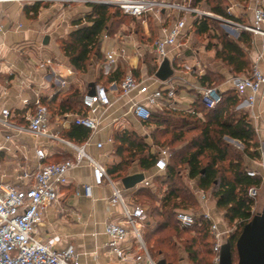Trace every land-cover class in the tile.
<instances>
[{
  "label": "crops",
  "instance_id": "1",
  "mask_svg": "<svg viewBox=\"0 0 264 264\" xmlns=\"http://www.w3.org/2000/svg\"><path fill=\"white\" fill-rule=\"evenodd\" d=\"M246 2V13L249 16L248 8L256 0H247ZM261 3L264 6V1ZM90 10L91 7L88 3H60L42 0L0 1V109L5 107L10 110V121L13 124L25 125L27 123L25 114L30 106H25L23 100L28 99L29 102H32L38 96L49 108L50 131L57 132L60 136L75 142H86V151L104 164L107 169L110 165L121 160L114 149L113 134L116 131L134 132L138 136H144L145 139L149 137L145 132L149 125L134 116L130 110L131 104L141 100L143 95L138 94L136 90L122 94L115 82L129 71L147 83L149 89L155 88L159 81H164L155 77L160 63L157 62L152 47L154 38L160 36L162 32L159 22L151 16L156 33L148 46L149 50L147 49L153 59L146 61L143 57L146 50L140 44V39L143 37L138 39L135 33L120 32L113 33L111 36L104 33L105 30L99 37L100 55L92 54L86 70L80 72L70 65L68 57L64 55L61 49V40L66 39L68 34L76 28L73 21L82 18ZM238 11L239 7L237 6L235 12L238 13ZM190 21L187 18L188 25ZM147 31L148 29L145 32V37L150 38ZM194 33L196 32L193 27L189 28L185 36L180 38L179 44L175 48H171L166 57L173 70L172 75L167 79L173 81L178 92L182 91L185 94L184 100L178 103L175 109L156 108L155 111L168 109L190 113L187 111L189 108L196 110L194 101L199 98V95L195 87L208 85L207 83L202 85L199 81V77L206 71L200 74L198 70L194 69V63L190 71L176 70L174 67L176 58L187 55L188 50L186 49H189L187 45L185 52L183 51L181 40L186 37L192 38ZM249 34L251 43L244 48L250 66L255 57L254 50L259 48L261 38ZM120 48L124 49V54L118 56L115 63H107L106 53L118 52ZM196 59L203 64L201 59ZM47 60H50L51 63H46ZM259 64L264 69V60ZM226 72V74L223 73L224 78L234 74L230 68ZM150 73L153 74L152 77L149 76ZM59 76L66 80V85L60 83ZM223 80L220 84L211 83V85L224 91L227 87L223 85ZM96 86H104L110 98V104L99 108L95 114L98 120V129L92 133L87 129L88 134L82 140L69 137L66 132L74 124H64L61 121L65 116L68 118L78 112L60 113L57 105L63 96L71 90L77 89L83 97L85 93L95 89ZM262 94L264 95V91L256 98L252 107L241 104L240 97L237 95L239 103L236 106V110L247 116L255 131L258 144L256 149L259 154L257 157H249L244 153L242 159L246 170H254L255 176L261 178L260 186H264V154L259 149L261 141L264 140V97ZM80 110L79 113L82 112L83 106H80ZM195 114L197 113L195 112ZM9 132L12 138L6 139V131L0 127V181L19 184L20 174L24 170L33 169L37 163L34 153L37 146H41L46 152L44 162H58L73 157L71 150L58 140L36 137L24 131L11 130ZM145 139L144 141L149 145ZM97 143H101V146L97 147ZM249 150L253 151L254 147H250ZM127 168L126 175L142 173L143 179L131 188H124L120 179H112L121 187L125 201L144 208L146 217L143 229L155 228L156 221L151 219L149 213L147 214V204L137 201L134 194L141 187L154 191L156 187L152 179L158 174L162 175L166 168L158 170L153 166L149 169H142L137 160L131 161ZM188 179L186 168L184 174L178 171L173 180V186L180 198L194 205L195 212H208L211 219L214 222L217 221L218 229L225 231L224 215L218 212L216 199L214 200L213 196L210 197L206 191L199 188L189 189L185 185ZM84 184H92V176L90 166L82 162L67 171V182L61 189L59 201L44 209L41 221L36 228L38 238L49 242L56 249L74 248L78 254L79 264H133L131 261H119L115 254L107 251L104 247L108 240V236L104 232V225L108 221L119 219L121 213L119 205L109 202L110 187L106 183L92 184L91 195L87 197L83 191ZM196 187L198 186L196 185ZM225 236L222 243L228 240L225 239ZM159 261L157 260V262ZM175 264H190V262L185 254H181Z\"/></svg>",
  "mask_w": 264,
  "mask_h": 264
},
{
  "label": "built area",
  "instance_id": "2",
  "mask_svg": "<svg viewBox=\"0 0 264 264\" xmlns=\"http://www.w3.org/2000/svg\"><path fill=\"white\" fill-rule=\"evenodd\" d=\"M4 1V0H0ZM60 3H100L118 8L122 14L139 18L150 15L161 25L160 36H156L152 42L153 52L158 63L168 56L171 48L179 44L180 38L186 31L193 27L194 22H200L206 18H213L229 27L242 30L261 38L259 48L255 49V57L246 73L231 74L225 77L223 85L234 91L240 97L241 104L252 107L256 98L264 91V69L260 62L264 60V6L256 2L248 8L249 23L242 24L235 19V9L239 5L232 2L226 7V12L233 17H223L208 10L199 8L191 3V0H42ZM189 18L190 24H187ZM124 54V49L118 52H107L106 62L115 63L118 56ZM46 63H51L47 60ZM194 69L200 74L204 69L200 61L194 62ZM60 83L66 85L65 79ZM122 94L136 90L143 95L141 100L131 104L130 110L140 120H147L151 112L156 108L175 109L176 105L184 100L182 91H177L171 79L159 81V84L149 89V85L138 79L132 72L125 73L115 82ZM200 102L208 109L215 108L222 100L223 91L217 86H196ZM263 95V94H262ZM264 97V95H263ZM83 110L61 121L80 125L90 133L98 129V120L95 114L99 108L110 104V98L104 86H96L93 94L85 93L82 97ZM25 106H30L26 111L25 125L13 124L10 121V110L0 109V127L6 131L5 138L10 139L9 131L27 132L36 137H46L62 142L73 153V157L58 162H44L45 150L41 146L34 149L36 164L33 169L24 170L19 176V184L0 181V264H79L78 254L72 247L56 249L47 241L38 238L37 224L41 221L45 208L59 201L62 187L67 182V171L82 162L87 163L91 169L92 184L102 185L106 183L111 194L109 202L117 204L121 208L120 218L108 221L104 225V232L108 236L104 247L115 254L119 261H131L133 264H158L149 253L143 239L142 229L145 222L144 208L138 204H130L125 201L122 189L112 179L104 164L92 157L85 149L86 142H75L60 136L57 132H51L49 128V108L36 96L32 102L23 100ZM188 112L194 114V108ZM97 147L101 143L96 144ZM264 154V140L259 146ZM167 150L161 149L155 160L154 166L158 170H164L167 166ZM248 176H255L254 170H246ZM92 184H84L85 196L91 195ZM250 198L256 196V187L248 189ZM175 220L180 228H191L196 221H205L208 226V237L212 242V262L218 264L220 246L224 235L228 231H220L216 222L206 211L192 212L177 210ZM132 249H134L132 251Z\"/></svg>",
  "mask_w": 264,
  "mask_h": 264
},
{
  "label": "trees",
  "instance_id": "3",
  "mask_svg": "<svg viewBox=\"0 0 264 264\" xmlns=\"http://www.w3.org/2000/svg\"><path fill=\"white\" fill-rule=\"evenodd\" d=\"M202 1L208 11L223 17H233L226 12L228 5L225 0H191V3L198 6ZM89 6L91 7L90 12L74 20L73 24L76 28L68 34L66 39L61 40L64 55L68 57L70 65L80 72L86 70L92 54L100 55L99 37L103 31L108 29L111 18L121 12L118 8L107 4L90 3ZM212 21L216 20L206 18L200 22H194L193 30L199 34L210 32ZM218 43L220 47L216 50V57L220 58L234 74L246 73L249 69V60L244 47L251 43L249 32L242 31L236 40L221 34ZM213 79L210 72H205L199 77L202 85L214 84ZM81 101L82 94L77 89L71 90L63 96L57 108L60 113L71 111L79 113L80 106H82ZM238 103L237 94L226 89L222 93L221 102L215 108H206L199 98H196L194 104L197 114L168 109L154 110L144 121L148 125L153 124L156 129H161V133H169L170 136L165 140L169 145H174L175 148L176 145L181 144L173 150L171 162L162 174V185L165 190L161 197L157 198V194L146 187L139 188L134 194L135 197L143 195L147 199L139 201L140 203L148 205L147 201H150L149 214L156 219L155 228L145 233V237L151 242L149 253L156 261L163 260L164 264H175L177 259H172L169 254L177 246L174 239L182 232L193 230L197 235L185 238L183 249L188 254L191 264H209L208 259L199 257L200 251L193 248L200 237L204 239L205 244L206 241L212 244L210 239L208 240L209 224L205 221H196L191 228H180L175 220V212L185 210L181 208L189 206L180 198L173 186V180L178 172L177 168L181 165L187 167L188 178L195 179L199 189L210 191L216 199L217 207L224 210V217L228 222L237 220L240 223L239 228H242L252 217L253 199L249 197L248 189L259 187L261 178L248 176L243 159L231 152L223 140L224 137L238 140L244 145L243 153L249 157H257L259 154L256 149L258 144L255 131L247 116L236 111ZM169 126H172L171 130ZM194 130L197 131L195 134L187 136V133ZM66 134L82 140L88 132L84 127L74 124ZM113 143L116 155L122 158L118 163L107 168L113 179L121 180L126 176L129 161L137 160L142 169L154 166L157 154L151 152L149 145L136 133L116 131L113 134ZM250 147H254V150L250 151ZM156 201L159 204L153 205ZM238 235L234 233L229 235L228 241L232 247ZM204 252L208 253V250ZM210 253L212 259V246Z\"/></svg>",
  "mask_w": 264,
  "mask_h": 264
},
{
  "label": "rangeland",
  "instance_id": "4",
  "mask_svg": "<svg viewBox=\"0 0 264 264\" xmlns=\"http://www.w3.org/2000/svg\"><path fill=\"white\" fill-rule=\"evenodd\" d=\"M225 1L227 5H230L232 2L238 3L239 11L235 15L236 20L242 24L249 23V16H248V13H246L247 12V2L246 1H243V0H225ZM198 7L204 10H208V8L205 6L203 1L198 5ZM151 18L152 17L150 15L142 16L139 18H131L119 12L116 16L111 18V21L109 22V27L104 33H108L111 36L113 33H119V32L124 33V34L135 33L136 38L140 39L141 37H143L142 39H140L141 46L146 50V54L143 57L146 61H149L153 59V56L148 51L149 50L148 46L149 44H151L152 39L156 33L154 23ZM210 26H211L210 32L208 31L202 34L194 33L192 38L188 39L186 37L181 40L182 41L181 48L183 49V51L185 52L187 45L189 46V49H186L188 50L187 55L176 58V61L174 62V67L176 68V70L185 69L186 71H190L192 64L197 60L196 58L201 59L203 61L202 67L204 71L211 73V77L214 78L213 79L214 84H219L224 78L223 73L226 74L227 73L226 71L227 70L229 71V67L223 61H221L220 58L216 57V50L220 47V44L218 43L219 36L221 34H225L228 38L236 40L237 37L240 35V33L244 30H242L241 28H234L232 26L229 27L226 24H223L217 20L210 22ZM147 29H148L147 32L151 36L150 38L145 37V32ZM194 52L196 53V55ZM123 71H125V69H123ZM151 73L149 74V76L152 77L153 74ZM236 111L239 112L238 110ZM171 129H172V126H169V130ZM160 130L161 129H156L153 124H150L145 130L146 134L149 135L148 139H145V137L141 135L140 137L143 138V140L145 139L149 142L150 151H152L154 154H157L159 150L161 149H166L168 153L167 155H168V164H169L171 162V155L173 153V150L176 149L177 147H180L181 144L176 145L175 148H174V145H169V143H167V141L165 140L166 138L170 136V134L161 133ZM196 132H197L196 130L190 131L189 133H187V136H192ZM152 134L154 135V138L152 137ZM223 140L226 142L231 152H233L235 155L241 158L243 157L244 145L241 142L236 141L235 139H230L228 137H224ZM128 165H130V161L127 164V167ZM186 168H187L186 166L181 165L177 168V170L181 171V173L184 174V170ZM126 170H128V168H126ZM182 178H184V175H182ZM152 180L156 188L154 191H151V192H155V194H157L156 197L160 198L163 191L165 190V187L162 185L163 177L162 175L158 174ZM185 185L188 186L189 189L191 188L192 190L198 188L196 187L197 182L195 179H188ZM207 194L210 197L212 196L210 191H207ZM135 199H138L137 201L147 200L143 195H137ZM263 202H264V186H259L258 188H256V196L253 198V205L251 208L252 214H255L261 211ZM147 203L148 205L146 206V211L148 214L150 211L149 207L151 206V204H150V201H147ZM154 204L158 205L159 202L156 201L155 203H153V205ZM181 209L195 212L196 207L194 205L189 204L188 207L181 208ZM217 210L218 212H220V214L224 215V210L220 208L219 209L217 208ZM151 219L156 221V219L153 216H151ZM224 222L226 224V230L228 231V236L227 235L225 236L226 240L228 239L230 234L234 233L238 235L240 233L242 228H239L240 227L239 221L234 220L232 222H228L227 219L224 217ZM149 229L150 228L143 229V238H144L147 248H149L148 250H150L151 242H149V240L145 237V233ZM196 235L197 233L191 230V231L182 232L179 237H176L174 240L177 242V246L176 248L172 249L169 252L172 259H178V257L181 256V254H185L186 257H188V254L183 249L184 240L185 238H189L191 236H196ZM206 242L207 243L205 244L204 239L200 237L193 245V248L200 251L199 257H203V258L206 257L209 261V264H214L212 262L211 253H210L212 244L209 243L208 241ZM204 250H208V253H205ZM236 261H237V256H236L235 251L233 250V262L236 263Z\"/></svg>",
  "mask_w": 264,
  "mask_h": 264
},
{
  "label": "water",
  "instance_id": "5",
  "mask_svg": "<svg viewBox=\"0 0 264 264\" xmlns=\"http://www.w3.org/2000/svg\"><path fill=\"white\" fill-rule=\"evenodd\" d=\"M172 72L168 59L164 58L155 72V77L165 80ZM93 93L94 88L87 92L90 95ZM142 179V173H134L124 176L120 181L124 188H131ZM233 250L237 256L236 263L233 262ZM163 263V260L158 262ZM218 264H264V202L261 211L253 214L243 225L234 247L228 240L221 244Z\"/></svg>",
  "mask_w": 264,
  "mask_h": 264
}]
</instances>
